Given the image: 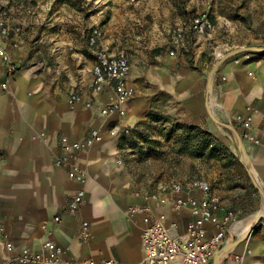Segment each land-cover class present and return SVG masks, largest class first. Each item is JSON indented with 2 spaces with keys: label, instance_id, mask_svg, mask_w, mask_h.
<instances>
[{
  "label": "crops",
  "instance_id": "0c3cea01",
  "mask_svg": "<svg viewBox=\"0 0 264 264\" xmlns=\"http://www.w3.org/2000/svg\"><path fill=\"white\" fill-rule=\"evenodd\" d=\"M10 16L22 34L0 39V49H5L15 67L3 90L6 70L0 56V221L18 250H39L51 238L67 248L68 260L115 258L137 264L142 259V216L131 215L129 208L148 203L156 213L171 216L167 205L147 200L146 194L174 180H189L177 175L163 178L151 190H139L123 172L119 143L129 134L119 137L114 131L137 132L148 114L201 127L232 143L229 126L241 132L236 116L252 114L251 131L260 143L244 142V146L249 171L252 167L259 174L260 200L235 198L237 194L222 188L223 184L216 187L199 177L211 184L224 209L234 210L237 222L264 208V53L243 49L249 43L259 47L264 38L241 35L224 41L218 37L222 22L217 21L218 30L192 41L188 35L186 48L170 56L167 48L174 22L167 34L156 39L159 44L152 45L155 54L145 47L133 49L137 57L129 59L127 82L133 94L123 104V114L101 116L100 109L114 95L109 89L96 95L89 92L94 55L87 46V34L98 26L103 33L101 46L116 54L125 52L133 28L100 25L101 14L89 24L87 12L56 0H31L13 8ZM137 25L142 26L139 20ZM224 55L228 56L215 73L217 82L208 92L204 80L214 61ZM146 77H150L148 87L143 85ZM71 92L80 97L73 105L68 103ZM87 101L93 102L91 107L85 106ZM91 128L99 130L102 138L80 154L86 173L85 200L70 213L68 202L80 185L69 178L65 166L54 163V157L62 136L81 140ZM81 221L90 226L91 236L85 242L78 236ZM240 233L233 227L230 236L238 240ZM231 252L238 259L228 258L224 264H264V215Z\"/></svg>",
  "mask_w": 264,
  "mask_h": 264
},
{
  "label": "built area",
  "instance_id": "2783aa9c",
  "mask_svg": "<svg viewBox=\"0 0 264 264\" xmlns=\"http://www.w3.org/2000/svg\"><path fill=\"white\" fill-rule=\"evenodd\" d=\"M30 1L0 0V39L8 41L11 34H22L20 27L12 25L10 15L13 8ZM212 28L213 24L206 14L179 20L171 30L168 54L174 56L178 51L184 50L189 34L194 37L204 36ZM102 39L100 28L91 27L86 38L87 46L93 50L94 55L89 92L96 95L107 89L111 90L114 98L110 103L103 105L100 114L122 115V104L132 94V89L127 84L130 72L129 58L125 52H107L101 46ZM257 48L260 49L259 52L264 53V41ZM0 56L6 70V81L1 83V88L6 90L8 79L15 72V67L4 48L0 49ZM79 100L80 97L74 92L68 96L70 105ZM92 104V101L85 102L86 107H91ZM235 120L241 129V132L236 131L240 140L243 143L258 145L260 140L251 131L252 114L237 115ZM129 133V128L114 131L119 137ZM101 138V132L93 128L89 129L81 140H70L65 136L60 138V147L54 157V163L65 166L69 178L80 185L68 202L67 210L70 213H75L85 200L83 186L86 173L79 162L80 154ZM229 138L237 142L234 132L229 134ZM146 198L159 205H167L171 216L165 212L156 213L148 203L129 208V213L140 214L143 222L140 233L143 255L137 264H224L228 258L238 259V256L231 252L235 239L230 236V232L237 223L235 212L222 207L220 198L213 192L206 179L193 177L186 181L174 180L160 186L158 192L146 194ZM53 220L58 222L59 217L55 216ZM42 227L44 228L45 224H42ZM78 233L80 241H88L91 236L89 223L81 221ZM0 250V264H127L115 258L68 260L65 257L67 248L58 245L51 238H47L39 250H18L10 241L1 221Z\"/></svg>",
  "mask_w": 264,
  "mask_h": 264
},
{
  "label": "rangeland",
  "instance_id": "374dc122",
  "mask_svg": "<svg viewBox=\"0 0 264 264\" xmlns=\"http://www.w3.org/2000/svg\"><path fill=\"white\" fill-rule=\"evenodd\" d=\"M56 1L59 4L65 2L73 5L79 11L87 12L89 24L96 23L95 16L101 14L100 25L103 23L110 26L133 28V31L128 32L127 38L130 40L129 44L125 45L124 50L129 59L137 57H133V49L143 47H145V51L149 52L150 50V55L155 54L156 49L152 48V45L159 44L156 39L167 34L168 27L174 22L177 23L179 20L194 15L206 14L213 24V28L207 31L205 35L215 31L217 21H221L222 26L219 28L218 37L224 41L228 38L231 39L232 36L240 38L241 35L246 37L259 35L262 39L264 38V0ZM137 20L142 26H136ZM155 28L161 29L162 32L155 31ZM188 39L192 41L194 36L189 34ZM249 45L250 43L247 47H253ZM149 79L150 77L143 79L144 86L150 85ZM216 79L214 82H217ZM204 81L208 88V78ZM209 89L208 92L211 91ZM177 124L189 125L178 120H170L164 115L148 114L146 119L140 122L137 132H130L127 137L120 141L119 162L122 170L125 175L132 179L139 190H151L160 180L167 177L183 175L186 179H190L193 176H203L211 180L216 187H221L219 185L223 184L222 188L237 194L235 198L246 199L247 202L260 200L257 195L258 192L262 194V191H260L258 182L248 169L245 156L246 149L242 141L240 148L237 142L232 143L230 141L234 145L232 148L231 143L225 142L222 137L197 127L201 131L207 132L212 140L208 138L206 140L207 147L202 151V154L195 156L191 153L195 150L198 142L204 138L203 134L197 132V137H194L193 131L187 132L185 129L176 127ZM173 128L174 132H170ZM230 130L232 128L228 129L229 132ZM216 143H219V146H216ZM184 144L186 145L185 149H181ZM241 150L244 155H242ZM263 215L258 217L250 231L243 236V240L249 236Z\"/></svg>",
  "mask_w": 264,
  "mask_h": 264
},
{
  "label": "bare ground",
  "instance_id": "6f19581e",
  "mask_svg": "<svg viewBox=\"0 0 264 264\" xmlns=\"http://www.w3.org/2000/svg\"><path fill=\"white\" fill-rule=\"evenodd\" d=\"M250 171L252 173V175L254 176V178L256 179V181L258 182V184L260 185V179H259V174L258 172L254 169V168H250ZM263 209L261 208L257 213H255L254 215L247 217L246 219L240 220L238 221L235 226L234 229L235 230H240V234L243 236L246 235V233L248 231H250V229L252 228L254 222L258 219L259 215H261L263 212Z\"/></svg>",
  "mask_w": 264,
  "mask_h": 264
},
{
  "label": "trees",
  "instance_id": "16d2710c",
  "mask_svg": "<svg viewBox=\"0 0 264 264\" xmlns=\"http://www.w3.org/2000/svg\"><path fill=\"white\" fill-rule=\"evenodd\" d=\"M176 127L181 128V129H185L187 132L188 131H193L192 135L194 137H197V132H200L203 134L204 138H202L201 142H198V144L195 146V150L191 153L195 156H199L200 154H202V151L207 147V139H211V136H209V134L205 131H201L199 128H197L196 126H187V125H183V124H177ZM170 132H174V128L171 129ZM212 140V139H211ZM216 146H219V143H216ZM186 145L184 144L181 149H185Z\"/></svg>",
  "mask_w": 264,
  "mask_h": 264
},
{
  "label": "water",
  "instance_id": "95a60500",
  "mask_svg": "<svg viewBox=\"0 0 264 264\" xmlns=\"http://www.w3.org/2000/svg\"><path fill=\"white\" fill-rule=\"evenodd\" d=\"M243 49L246 50V51H252V52H254V51H258V52H259V51H260V49L257 48V47H249V48H246V49L243 48ZM227 56H228V55H224V56H222L221 58H219V59L213 64V66L211 67V69H210V71H209V74H208V89L212 87V83H213V80H214V77H215V72H216V69H217L218 65H219L223 60H225ZM209 90H211V89H209ZM229 128L231 129L230 126H229ZM232 130H233L234 134L236 135L237 143H238V146H239V148H240L241 140H240L238 134L236 133V131H235L234 129H232ZM241 152H242V155H244V152H243L242 150H241ZM241 238H242V239H241ZM241 238L238 239V240H234L233 245H235V244H237L238 242L242 241V240H243V237H241Z\"/></svg>",
  "mask_w": 264,
  "mask_h": 264
}]
</instances>
